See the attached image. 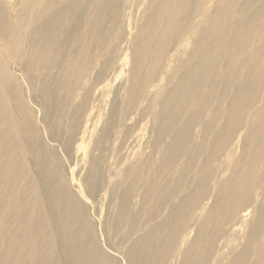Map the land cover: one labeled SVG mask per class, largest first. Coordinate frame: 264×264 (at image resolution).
Segmentation results:
<instances>
[{"label":"bare ground","instance_id":"6f19581e","mask_svg":"<svg viewBox=\"0 0 264 264\" xmlns=\"http://www.w3.org/2000/svg\"><path fill=\"white\" fill-rule=\"evenodd\" d=\"M93 181L124 264H264V0H0V264H119Z\"/></svg>","mask_w":264,"mask_h":264},{"label":"rangeland","instance_id":"374dc122","mask_svg":"<svg viewBox=\"0 0 264 264\" xmlns=\"http://www.w3.org/2000/svg\"><path fill=\"white\" fill-rule=\"evenodd\" d=\"M13 63H10V68H11V70L15 73V74H17L18 76H20L19 78H20V80H21V82L24 84V86L26 87V89H24V91H23V94H24V96H25V98H26V100H28V101H30V104H32L31 106L33 107V109H34V107H35V115H37L36 117V120L37 121H39V119H40V121L38 122V123H40V124H42V117H43V115L41 114V112H40V105H39V102H38V100L36 99V98H34V97H32L33 96V93L32 92H30V90H28L27 89V86L29 85L28 84V80L27 79H25L24 78V76H21L20 75V73H21V71H20V69H19V67H17V65L16 64H13ZM16 68V69H14V67ZM18 71V72H17ZM22 74V73H21ZM123 77H119V79H118V83H117V81H116V83H115V85H114V87L112 88L113 90H110V92H109V95H108V98H107V100H108V102L106 103V105H103L104 106V108H103V112L105 113L106 112V114H108L109 113V111H111V110H113V108H112V106H113V104L115 103V101H118V99H120V96L122 95V93H123V88H122V85H124V81H126V77H125V75H122ZM24 78V79H23ZM122 79V80H121ZM122 82H121V81ZM28 84V85H27ZM26 91V92H25ZM31 94V95H30ZM112 94V95H111ZM27 95V96H26ZM119 95V96H118ZM230 97V98H229ZM35 99V100H34ZM217 99V98H216ZM216 99H215V102H216V104L217 105H219L220 104V102H218L217 103V101H216ZM227 100H229L228 101V103H227V100H224V101H222L221 102V105H223L224 106V108L226 109L227 107H229L230 106V101H231V99H232V96L231 95H229L227 98H226ZM32 100V101H31ZM38 102V103H37ZM226 102V103H225ZM96 104H98V103H96ZM37 111H38V113H37ZM40 113V114H39ZM140 117V116H139ZM138 117V118H139ZM137 118V119H138ZM135 122H138V120H136ZM145 122V121H144ZM200 122V121H199ZM202 123V122H201ZM201 123L199 124V126H201ZM146 124L147 125H145V127H144V134H143V137H145V138H142V141H143V144H147V145H149V148H147L148 149V151H150V149L151 150H153V146H152V143L154 142V139H155V137H154V134H153V132H154V130H153V127H151V124L150 123H148V122H146ZM202 125H204V122H203V124ZM147 127H148V129H147ZM202 127V126H201ZM197 129H199V128H197ZM102 123L98 126V131L101 133L102 131ZM146 130H147V132H146ZM146 132V133H145ZM201 132V133H200ZM102 134L104 135L103 137L105 138V136L107 135V132L105 131V132H102ZM197 134L199 135H201L202 134V131L201 130H199L198 132H197ZM200 135H199V137H200ZM154 137V138H153ZM43 139L45 140L44 142L45 143H47V139H46V137L44 138L43 137ZM152 139V140H151ZM152 141V142H151ZM148 142V143H147ZM150 142H151V144H150ZM239 146H241V148H242V145L241 144H239ZM104 147H106V145L104 146ZM62 150V148H58V152H60L61 150ZM60 150V151H59ZM239 151H241V149L239 148L238 149ZM96 154H104V153H106V152H102L101 151V149H99V150H97L96 152H95ZM60 156H61V161H62V163H61V166H62V171H64V170H66V168H68V165H73L76 161H77V159L75 158V157H72V155L70 156V154H68L67 153V151H65V150H63V151H61L60 152ZM63 155H65V156H63ZM72 157V158H71ZM113 158H111V159H109V161L110 162H112V164H115V161H116V159L114 158L113 160H112ZM84 169V170H83ZM76 172L78 173V176L79 177H84L86 174H85V172H87V168L86 167H84V165L83 164H81V166L79 167V168H77V170H76ZM104 173H105V175L107 176L108 175V170L107 169H104ZM93 183H94V187H93V189L92 190H94L93 191V194H92V196L90 197V199H88L87 198V196L86 195H84L83 194V192H81V191H78L77 189V194L79 195V197H80V199L82 200V198H84V199H88V203L85 205L79 198V200H80V203L81 204H83L84 206H85V212H86V215L91 219V221L93 222V224L95 225V228H96V233H97V239H98V242H100V246L102 247V249L103 250H105L106 252H108V253H113V252H115V253H118V255L119 256H117V262H119V264L120 263H122V264H124V261L126 262V258H125V254H126V252H127V250H128V248L130 247V244H131V242H132V240L133 239H135V237H136V234H134V238L132 239V236H131V238H130V240H129V238H125L124 239V237L122 238V236H121V233H118V235H117V239L115 238L114 239V241L112 240V238L110 239V237L108 238V233L104 230V222H105V220L107 219V218H111L112 216H113V214H114V212H115V210L114 209H116L117 208V206H118V203L120 202V198L118 197V196H116V192H115V187H112V190H110L111 189V187L110 188H108V190H107V193H104L103 191H95L96 190V188H98L100 185H98V182H95V181H93ZM110 190V191H109ZM112 191V192H111ZM103 193H104V195H103ZM87 194V193H86ZM101 196H102V198H101ZM111 198L112 200H110L109 198ZM99 198H101V199H99ZM109 199V200H108ZM84 201V200H83ZM139 201V200H138ZM111 203H113V205L111 204ZM114 205H116V207L114 206ZM112 206H114V208L112 207ZM103 209V215H101L100 214V209ZM112 209L114 210V211H112ZM105 211V212H104ZM110 211V212H109ZM168 214V213H167ZM110 215V216H109ZM112 215V216H111ZM103 216V217H102ZM108 216V217H107ZM100 221V222H99ZM99 223H100V225H99ZM104 230V231H103ZM104 232H106V233H104ZM106 234V235H105ZM120 235V236H119ZM196 235V230L194 231V233H192V236H195ZM127 239V240H126ZM112 242H111V241ZM129 240V241H128ZM126 241V242H125ZM131 241V242H130ZM129 242V243H128ZM128 243V244H127ZM120 246V247H119ZM126 246V247H125ZM125 247V248H124ZM124 248V249H123ZM114 249H120L119 251H115ZM123 249V250H122ZM126 251V252H125Z\"/></svg>","mask_w":264,"mask_h":264}]
</instances>
